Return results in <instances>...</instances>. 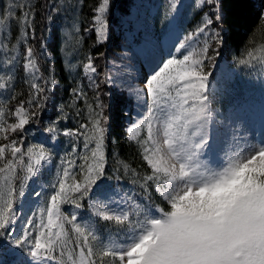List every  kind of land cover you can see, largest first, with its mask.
I'll return each mask as SVG.
<instances>
[{"label": "snow or ice", "instance_id": "snow-or-ice-1", "mask_svg": "<svg viewBox=\"0 0 264 264\" xmlns=\"http://www.w3.org/2000/svg\"><path fill=\"white\" fill-rule=\"evenodd\" d=\"M203 2L216 8L219 0ZM108 4L109 0H101L96 9L98 15L94 17L100 39L104 36L103 15ZM11 7L0 17V27L12 19ZM175 7L172 0L171 8L175 10ZM205 15L207 18L196 34L204 33L214 21L222 19L219 12ZM20 22L30 26L27 12ZM192 38L190 34L186 40ZM185 47V43H180L177 51ZM205 59H208L207 41L199 52L192 50L182 58L163 61L147 79L145 88L151 100L148 114L128 129V139L140 144L142 159L150 170L142 187L154 186L165 207L153 210L131 204L113 208L100 200L90 205L99 220L122 231L121 243L105 244L94 226L78 223L75 214L69 218L60 207L63 203L82 207L78 200L98 186L105 175L106 129L98 118L102 113H93L91 105H88L89 124L80 125L85 132L68 129L62 133L84 136L86 153L80 166L83 179L77 180L65 168L58 187L53 186L56 190L47 207L41 210L40 223L29 219L27 224L31 227H26L19 237L14 235L17 197L25 196L27 181L37 176L51 154L44 145L25 148L23 140L10 136L25 130L35 115L29 112V107L45 89L39 83L30 84L32 98L7 112L15 117L13 123H8L5 107L0 105V140L8 141L0 143V242L6 245L5 251L26 254L31 258L26 264H104L106 257L111 258L110 264H264V143L239 149L218 169L208 167L201 160L213 146L209 128L210 89L208 74L203 70ZM26 61L25 70L39 79L35 75L39 68L30 47L26 50ZM252 61L264 65V45L251 49L241 63ZM84 69L86 73L96 71L91 61ZM11 79L7 77L0 88L8 87ZM82 95L79 93L77 98ZM141 128L147 134L138 139ZM47 131L55 138L54 126ZM66 163L75 167L74 161ZM18 170L26 172L19 187ZM97 243L98 250L94 251ZM5 251H0V264H12L3 258Z\"/></svg>", "mask_w": 264, "mask_h": 264}, {"label": "trees", "instance_id": "trees-1", "mask_svg": "<svg viewBox=\"0 0 264 264\" xmlns=\"http://www.w3.org/2000/svg\"><path fill=\"white\" fill-rule=\"evenodd\" d=\"M133 1L109 0L104 16L108 36L102 43L98 39L94 20L101 0H30L26 9L30 26L20 22L24 12L19 2H16L17 5L15 3L11 10L13 17L6 22V31L0 37V45L8 61L5 67L7 77H12L2 104L8 123L15 122V117L8 116L7 112L14 110L22 101L27 102L32 98L31 83H39L45 89L29 107V112L35 115L31 116L25 130L11 134L10 138L23 140L24 146L31 145L33 134L47 131L52 126L57 129L56 146L53 148L50 143H44L51 154V160L41 167L37 175L43 187V201L46 202L50 196L52 170L57 169L63 173L69 167L66 161L75 162V167H70L69 171L77 180L83 179L80 166L84 163L82 157L86 153L83 147L84 136H64L62 133L68 129L85 132L80 125L89 124L88 105L92 106L93 113H102L98 118L106 129L105 175L98 186H93L87 196L78 200L82 207L76 208L72 203L61 204V210L66 211L68 216L70 209L75 215L87 216L90 198L115 187L129 188L143 209L165 207L154 186L142 187L144 177L150 170L142 159L141 147L128 139L130 99L109 91L103 80L105 63L114 58L123 46L124 26L121 19L129 13ZM7 2L9 0H0V17H4L9 10ZM217 11L222 19L206 28L209 32L206 37L199 38L196 51L199 52L207 41L208 59L204 60V64L214 54L227 67L241 74L245 65L241 61L247 58L248 52L258 45H264V0H219ZM165 21L166 15L163 12L156 14L155 26L159 32ZM203 21L201 11L193 10L188 15L184 14L181 22L185 34H195ZM211 28L216 30L215 34L210 31ZM29 47L33 50L39 68L35 74L39 79L24 70L25 54ZM16 50L18 55L13 60ZM9 61H12V65ZM89 61L96 69L91 77L86 75L84 69ZM228 86L233 92L209 93L212 113L224 112L229 105L241 102L237 85ZM81 92L83 95L78 99L77 95ZM7 142L0 140V143ZM19 183L17 179V187ZM94 219L100 231L105 229L114 232L117 229V226L109 222L98 223V218Z\"/></svg>", "mask_w": 264, "mask_h": 264}, {"label": "rangeland", "instance_id": "rangeland-1", "mask_svg": "<svg viewBox=\"0 0 264 264\" xmlns=\"http://www.w3.org/2000/svg\"><path fill=\"white\" fill-rule=\"evenodd\" d=\"M16 2H19L24 13L30 5V0H9L7 2L8 8L12 6V10L17 5ZM175 3L176 7L173 10L171 8L172 0H134L129 13L122 16L124 43L121 51L105 63L103 80L109 91L123 94L126 98L130 99L131 113L127 131L132 125L138 123L148 114L151 100L145 88L147 79L158 70L163 61L171 57L179 59L182 58V55L187 54V52L196 50L199 38L201 36L206 37L209 32L205 29L204 33L196 34V31L195 34H191L193 36L191 40H186L188 36L184 32L183 22H181L184 14L188 15L193 10L201 11L203 13V20H205L207 18L205 14L212 16L214 12H218L217 6L213 8L212 5L205 4L203 0H175ZM106 11L103 15L105 23L104 36L102 39L98 38L101 43L106 41L108 36L104 17ZM159 12H163L166 15L165 25L161 32L155 26V16ZM95 27L96 29L98 27L96 22ZM5 29L6 23L0 27V37L6 31ZM210 31L213 34L216 33L214 28H211ZM180 43H185L186 47L177 51ZM17 55L18 52L16 50L14 57ZM213 55H211L208 63L205 61L203 68L204 72L208 74L210 92H230L232 90L228 85L236 84L237 90L241 95V102L229 105L224 112L212 114V122L209 128L212 135L210 143L213 146L211 151H206L201 156V160L208 167L218 169L224 166L228 157L239 149H248L250 146L258 147L264 143V65L252 61L251 64L243 65L244 72L238 74ZM26 62L25 54L24 65ZM6 64H8V61L0 45V77L4 78L0 79V83H4L7 79ZM25 72L33 75L31 71L25 70ZM93 74L95 72L86 73L89 77ZM7 89L8 87L0 88V105L4 103V94ZM146 134V129L141 128L138 139H143ZM33 136L31 145L50 143L53 148L56 146L53 135L47 131H40L37 134H33ZM34 139L35 141H33ZM133 141L140 146L136 140ZM27 146L25 145L24 147L26 148ZM93 146L94 144L91 147ZM50 160L44 162L42 166L49 164ZM67 168L70 169V167ZM25 175L26 172L18 170V181L23 180ZM62 176L63 173L61 171L57 169L52 170L49 186L51 187L50 196L56 190L53 186L56 185L58 187ZM68 183H72L71 179L68 180ZM41 190L42 187L38 184L37 176L27 181L25 196L23 198L19 197L18 204L15 205L17 209V218L13 228L15 236L19 237L26 227H31L27 224L29 219L34 220L37 224L40 223L41 210L47 207L50 198L49 196L46 202H43L41 195H33L35 192L41 193ZM128 195V191L107 192L92 198L89 201V206L100 200L108 203L113 208L117 207V205L126 208L128 205L135 204ZM90 209L92 215L95 216L91 207ZM77 222L94 226V224L83 218H77ZM99 236L105 244L109 241L121 243L124 239L123 233H119L116 237H113L112 234ZM98 247V243L94 244V251H97ZM0 248V251H5L6 245L0 243ZM11 252L14 253L15 250L12 249ZM3 258L9 261L13 260L12 264H16V261L20 260L26 264L31 259L26 254L14 255L9 254L7 251H5ZM106 258L104 264H110L111 258Z\"/></svg>", "mask_w": 264, "mask_h": 264}, {"label": "bare ground", "instance_id": "bare-ground-1", "mask_svg": "<svg viewBox=\"0 0 264 264\" xmlns=\"http://www.w3.org/2000/svg\"><path fill=\"white\" fill-rule=\"evenodd\" d=\"M2 7V6H1ZM66 155V154H65Z\"/></svg>", "mask_w": 264, "mask_h": 264}]
</instances>
